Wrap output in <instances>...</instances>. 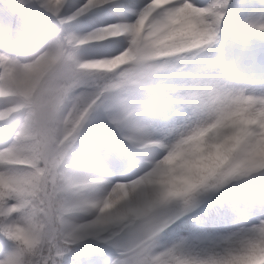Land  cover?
<instances>
[{"label": "snow or ice", "instance_id": "snow-or-ice-1", "mask_svg": "<svg viewBox=\"0 0 264 264\" xmlns=\"http://www.w3.org/2000/svg\"><path fill=\"white\" fill-rule=\"evenodd\" d=\"M117 22L70 27L97 10ZM16 0L0 12V264H235L264 244V0ZM115 40L117 50L86 49ZM121 41L123 45L121 46ZM246 108L227 173L143 182L216 104Z\"/></svg>", "mask_w": 264, "mask_h": 264}, {"label": "clouds", "instance_id": "clouds-1", "mask_svg": "<svg viewBox=\"0 0 264 264\" xmlns=\"http://www.w3.org/2000/svg\"><path fill=\"white\" fill-rule=\"evenodd\" d=\"M249 126L255 125L246 108L219 103L207 107L164 142L162 154L153 160L143 182L172 198L194 193L209 180L229 171L235 163L233 148L242 130ZM256 159L264 164V138L260 140ZM235 264H264V244L254 249L251 257Z\"/></svg>", "mask_w": 264, "mask_h": 264}, {"label": "rangeland", "instance_id": "rangeland-1", "mask_svg": "<svg viewBox=\"0 0 264 264\" xmlns=\"http://www.w3.org/2000/svg\"><path fill=\"white\" fill-rule=\"evenodd\" d=\"M2 3L7 6L9 2L15 3L16 0H1ZM131 8H135L137 5L142 4V0H126ZM83 3V0H67V8L70 9L68 14H71V11H75ZM117 22V17L111 13L110 10H97L92 13L87 14L79 18L77 21H73L70 24V27L74 31L87 32L91 31L95 27H100L106 23H115ZM121 46L123 41L120 42ZM116 42L115 40H110L102 43H95L91 45L86 52L88 55L96 58L105 57L114 51H116ZM2 139V137H0Z\"/></svg>", "mask_w": 264, "mask_h": 264}, {"label": "trees", "instance_id": "trees-1", "mask_svg": "<svg viewBox=\"0 0 264 264\" xmlns=\"http://www.w3.org/2000/svg\"><path fill=\"white\" fill-rule=\"evenodd\" d=\"M7 7L0 2V12H3Z\"/></svg>", "mask_w": 264, "mask_h": 264}]
</instances>
